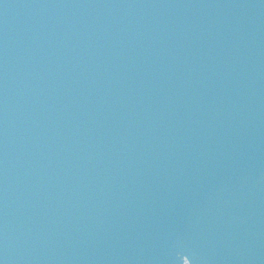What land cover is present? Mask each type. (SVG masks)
Returning <instances> with one entry per match:
<instances>
[{
  "label": "water",
  "instance_id": "95a60500",
  "mask_svg": "<svg viewBox=\"0 0 264 264\" xmlns=\"http://www.w3.org/2000/svg\"><path fill=\"white\" fill-rule=\"evenodd\" d=\"M0 264H264V0H0Z\"/></svg>",
  "mask_w": 264,
  "mask_h": 264
}]
</instances>
